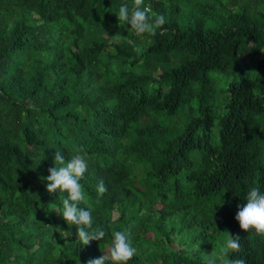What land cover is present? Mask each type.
Segmentation results:
<instances>
[{
  "label": "trees",
  "instance_id": "trees-1",
  "mask_svg": "<svg viewBox=\"0 0 264 264\" xmlns=\"http://www.w3.org/2000/svg\"><path fill=\"white\" fill-rule=\"evenodd\" d=\"M132 2L0 0V264H87L125 230L128 264H221L228 233V258L264 264L235 219L264 191V0H144L154 36L119 26ZM78 149L106 232L88 246L46 187Z\"/></svg>",
  "mask_w": 264,
  "mask_h": 264
},
{
  "label": "clouds",
  "instance_id": "clouds-1",
  "mask_svg": "<svg viewBox=\"0 0 264 264\" xmlns=\"http://www.w3.org/2000/svg\"><path fill=\"white\" fill-rule=\"evenodd\" d=\"M117 19L119 26L130 25L138 36L156 35L157 30L164 34L167 29L166 17L161 14H154L150 7L145 6L144 0H133L132 5L122 4L119 7ZM82 149H78L69 160L66 161L61 151H55L54 167L50 168L46 178V185L49 193L57 190L66 192L67 198L62 202V216L68 225H73L76 229L77 239L83 246H88L92 241H102L106 232L103 227H94L92 208H82L81 203L85 201L84 186L81 181L85 178L88 164ZM107 187L101 181L96 188L97 203L99 198L107 192ZM246 204L238 206L235 219L239 222L240 228L245 232L254 231L258 236H264V191L260 187L253 186L249 189L246 197ZM47 226V225H46ZM225 247L222 249L221 264H245L243 259L228 258V252L238 253L241 250L239 236H232L230 233ZM113 239L109 247L108 254L98 259H90L87 264H105L109 258L113 264H128L137 254L131 239V231H113ZM208 264H216L213 256Z\"/></svg>",
  "mask_w": 264,
  "mask_h": 264
}]
</instances>
